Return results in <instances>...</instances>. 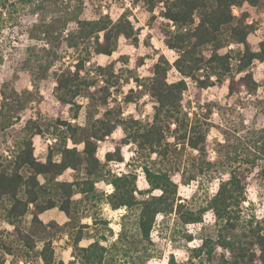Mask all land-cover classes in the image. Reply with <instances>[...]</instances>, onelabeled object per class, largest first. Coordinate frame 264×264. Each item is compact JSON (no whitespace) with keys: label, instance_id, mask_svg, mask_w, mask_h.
<instances>
[{"label":"trees","instance_id":"obj_1","mask_svg":"<svg viewBox=\"0 0 264 264\" xmlns=\"http://www.w3.org/2000/svg\"><path fill=\"white\" fill-rule=\"evenodd\" d=\"M23 1L39 17L29 36L44 45L17 50L12 78L26 73L33 90L19 93L10 81L1 85L0 135L20 120L50 76L54 116L43 117L38 110L15 139L0 141V264H64L54 248L64 237L71 249L69 264H148L158 256L152 232L159 216L167 228L172 220L170 238L179 236L187 245L195 236L185 228L204 225L207 213L214 220V236L202 235L186 258L171 254L167 264H264V214L250 212L251 203L244 205L248 170L264 165V126L254 120L246 124L236 105L200 104L204 90L225 86L227 96L248 97L264 116V73L260 82L252 73L254 63L264 64V45L252 49L249 36L255 24L247 22L245 12L233 13L244 4L264 13V0H131L146 26L175 54L170 62L160 53L146 77H138L135 69H117L116 61L90 62L110 57L121 41L138 46L141 28L129 10L116 19L96 10L94 18L86 19L83 0ZM0 9V14L9 12L4 3ZM120 61L128 60L122 56ZM171 71L177 80H169ZM130 79L136 89L118 100L120 83ZM189 85L196 89L194 110L190 102L183 104ZM144 96L151 113L124 115L126 106H139ZM82 109L83 122L78 123ZM214 110L217 124L211 119ZM211 129L221 140L209 142ZM116 130L121 137L101 160L99 147ZM35 136L52 140L43 161L34 155ZM126 146L132 147V168L115 173L111 164L123 163ZM137 169L145 190L137 187ZM67 171L72 180H59ZM193 182L202 194L179 202L178 186ZM215 182L216 191L210 193ZM100 184L111 191L100 190ZM103 205L124 210L115 238L100 216ZM54 209L64 214V223L41 220ZM86 239L93 241L81 246ZM214 246L222 250L218 258Z\"/></svg>","mask_w":264,"mask_h":264},{"label":"rangeland","instance_id":"obj_2","mask_svg":"<svg viewBox=\"0 0 264 264\" xmlns=\"http://www.w3.org/2000/svg\"><path fill=\"white\" fill-rule=\"evenodd\" d=\"M11 2H15L14 7L10 6ZM84 9L82 13V17L86 19H91L95 17L97 12H102L103 14H109L112 19L118 18L120 14H122L125 10L130 11L129 18L133 21L136 27L141 28L140 34L138 36L139 43L137 47L127 46L123 41L120 42L118 49L114 52L110 57H93L90 62L98 64V65H106L110 62L116 61V68H128L135 69L138 77H146L150 74L149 70L153 62L157 59L159 54H163L170 62L174 59L175 54L172 51H168L163 42L157 36L153 29H150L146 26L145 17L140 12L139 5L132 7L131 0H83ZM0 3L6 4L9 12L3 11L0 14V89L1 85L4 82H12L14 89L21 93L23 90L32 91L33 87L30 83L29 77L26 73H17L15 78H12L13 68L18 58V48H24L31 44H40L43 43L36 42L31 39L29 36V31L32 27L36 26L39 22V17L37 14H34L30 11V8L25 4L23 0H0ZM101 4V5H100ZM1 10V9H0ZM97 10V12H96ZM239 12H245L248 16L247 22L255 24V31L250 34L249 42L252 46L253 50H259L260 44L264 45V13L259 11L257 8L244 4L241 8H234L233 13L238 15ZM147 36H149L148 40H146ZM126 57L127 62L124 63L120 61L121 57ZM142 58V64L136 68V65L139 63V59ZM65 60H68L67 56H65ZM252 73L256 81L260 82L264 73V64L256 62L252 66ZM178 75L171 71L169 73V80L174 81L177 80ZM124 80V78H122ZM120 95L118 96V100L121 99V96L127 94L130 89L135 90V84L131 81L127 83H120ZM54 79L50 76L47 80L41 82L37 98L31 102L27 108L20 114V120L17 121L15 125H13L6 133L0 135V141H3L5 138L7 140L15 139L23 128L24 122L30 117H35L36 111H40L41 115L44 117H53L54 112L51 105V97L53 93L54 87ZM122 94V95H121ZM195 94L196 89L189 85L187 91L184 94V105L187 106L189 102L192 106V110L195 109ZM201 102L203 104L208 101L216 102L220 105H236L237 110L244 113L246 124L249 121L254 120L257 123L258 127L264 126V116L258 114L252 107L249 102V98L244 95H240L239 97H229L227 96V89L225 86H215L212 88H208L204 90L201 94ZM1 102V95H0ZM79 104L84 106L85 102L83 100L78 101ZM142 113L141 117L146 114L152 112V104L148 101V97L144 96L139 101V106L135 104H130L124 108V115L134 114L138 116V112ZM83 109L79 113L77 122H83ZM70 114L67 109L64 112V118L68 119ZM213 123L217 124L219 122L218 116L213 111L211 117ZM71 122H75L72 120ZM121 137V131L116 130L111 137L106 138L100 145L98 150V156L101 160L104 158V154L108 151L113 150L114 143ZM213 139L221 140V137L217 133L215 129H211L208 140L212 142ZM49 138H43L40 136H35L33 138V146H34V155L37 159L43 161L45 159L46 148L49 144H51ZM124 161L120 164H111V169L113 172L121 174L127 173L132 168V164L130 162L132 154V147L126 146L123 148ZM211 159L214 158V154L212 150H210ZM137 174V187L139 190H145L147 188V184L144 180V177L139 169L136 171ZM59 180L63 181H71V172H65ZM176 182H178V178H174ZM197 183L193 182L189 186H178V197L180 199L179 202L190 201L192 196L197 194H202V191H197ZM100 190H104L109 193L111 191L110 186H106L100 184ZM217 184L213 183L209 189L210 193L216 191ZM246 199L247 201L244 203L245 206L248 203L253 204L249 209L250 212L255 213L257 216H261L264 214V165H261L259 168L249 169L248 170V178L246 185ZM124 213L123 209L119 210H111L108 206L103 205L100 216L106 220H108V227L113 232V237L115 238L117 232L120 229V216ZM43 222H48L50 220H54L59 224H62L66 221V217L64 214L57 209L48 211L43 213L40 216ZM84 223H91V220L86 219L83 220ZM168 228L166 227V222L162 221V218L159 216L156 220V225L152 232V241L154 242L156 251L158 252V256L150 261L148 264H167L168 258L171 254H173L177 259L186 258L189 255V251L195 247H197L201 241L200 238L203 236H214L215 234V226L214 220L210 213H207L204 216V225H190L187 226V229L190 233H192L194 240L187 245H185L183 239L179 236H176V240H172L170 238V230L172 226V220L167 222ZM1 225L3 223L1 222ZM93 239H86L81 241L80 245L85 247L90 244ZM55 255L57 260H61L64 264H69L71 258V249L66 245V238L59 239L54 242ZM214 257L218 258L220 254H222V250L220 248H216L214 246ZM6 264H9L8 262ZM22 264V263H20Z\"/></svg>","mask_w":264,"mask_h":264}]
</instances>
